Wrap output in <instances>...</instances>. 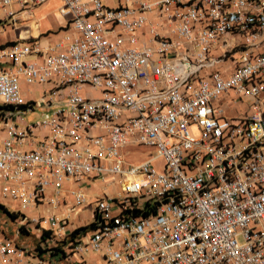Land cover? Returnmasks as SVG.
Instances as JSON below:
<instances>
[{"label":"built area","instance_id":"2783aa9c","mask_svg":"<svg viewBox=\"0 0 264 264\" xmlns=\"http://www.w3.org/2000/svg\"><path fill=\"white\" fill-rule=\"evenodd\" d=\"M47 1L0 0V30ZM60 2L54 41L0 45V198L50 238L0 264H264V0Z\"/></svg>","mask_w":264,"mask_h":264},{"label":"crops","instance_id":"0c3cea01","mask_svg":"<svg viewBox=\"0 0 264 264\" xmlns=\"http://www.w3.org/2000/svg\"><path fill=\"white\" fill-rule=\"evenodd\" d=\"M60 0H48L45 4L35 8L31 12H28L26 14H23L20 19L19 27L15 28L13 31L7 32L6 39L3 38L5 41L4 43L0 45L9 44L15 41H30L34 39H38L41 37H45L48 41H54L58 36L61 35V31L64 27V20L58 16L57 9L60 6ZM57 14V18H53L52 15ZM21 25V26H20ZM1 40V41H3ZM145 153L147 152H138L136 154H142L145 156ZM149 154V153H148ZM135 154H131L127 157V159L131 162H142L149 158L147 155L146 158H143L142 160L138 161H132L130 159L131 156ZM94 188L96 190L87 191V194L90 198H92L94 195H97L100 193V186L98 183H94ZM3 201L0 198V204H2ZM89 208H82L81 210H88ZM83 224V223H82ZM78 224V225H82ZM12 239L15 241V243L19 246H27L31 247L28 244H21L19 243L18 239L19 237L11 238L7 236L5 233L0 232V241H3L4 239ZM92 256V255H91ZM95 260L93 262H96L99 260L98 257L93 256ZM90 256L88 257V263H92L90 260Z\"/></svg>","mask_w":264,"mask_h":264},{"label":"rangeland","instance_id":"374dc122","mask_svg":"<svg viewBox=\"0 0 264 264\" xmlns=\"http://www.w3.org/2000/svg\"><path fill=\"white\" fill-rule=\"evenodd\" d=\"M53 18H57V14H53L52 15ZM21 26V25H20ZM19 27V25L17 26V28ZM15 28H10L7 27L4 30H0V44L4 43L5 41L3 40L6 39V35L7 32L9 31H13ZM14 32V31H13ZM3 40V41H1ZM31 88H27V96L30 98H37L40 95V91L41 89H43V87H37V86H30ZM25 88V87H24ZM84 94L92 97V98H96L98 97V93L91 91V90H84ZM243 108V106H239L237 107L238 111H241ZM38 118L37 114H28L27 116L24 117L25 121H28L29 123L35 122V120ZM147 155L150 157L153 155V152L151 151L149 154L145 153L144 155H140V154H135L133 156L130 157V159L132 161H138V160H142L143 158H146ZM156 164H159L158 161H155ZM95 184L98 183L100 186V192L103 189H107L108 193H115V189L113 185H107L104 183H101L99 181L94 182ZM94 183L92 184H81L80 186L84 189H86L87 191H92V190H96V188H94ZM74 187L73 184L68 183L67 184V188L70 190ZM100 194V193H99ZM67 203H71L72 199L70 197H68L66 199ZM2 205V204H1ZM12 212V211H9ZM38 212L42 213V214H46V211L44 208H40L38 210ZM30 214V213H28ZM30 216V215H29ZM90 214L88 210H79L78 214L76 216L71 215L69 217V220L71 223H75L72 228H81V227H85L87 226L86 224H88L90 222ZM83 223V224H82ZM77 224H82L81 227H78ZM85 224V225H84ZM21 227V222H20V218H17L15 221L11 220L8 218V216H6V214H4L1 210H0V232L5 233L7 236L14 238L15 237H19L18 241L21 244H28L31 247L34 246L37 242V236L34 233L33 230H31L30 228H27L26 230H24L23 232L20 230ZM18 233V234H17ZM92 263H94L93 261L95 260V258L93 256H90L89 259Z\"/></svg>","mask_w":264,"mask_h":264},{"label":"trees","instance_id":"16d2710c","mask_svg":"<svg viewBox=\"0 0 264 264\" xmlns=\"http://www.w3.org/2000/svg\"><path fill=\"white\" fill-rule=\"evenodd\" d=\"M8 107L5 106H0L1 110H6ZM0 210L8 216L9 219L15 221L17 219V215L13 212H9L7 208H5L3 205L0 204ZM95 225L90 224L89 226H86L84 228H81L80 230H90L94 229ZM20 230L23 232L24 228H20ZM78 232V231H76ZM76 234V233H75ZM73 236V235H72ZM49 234L47 232H44L39 238L37 237V242L34 246L30 247L36 255L40 256L41 259H46L43 255L44 250L41 248V244H48L49 242ZM69 241H63V242H55L54 245H56L52 250L53 252L51 253L52 256V264H66L67 257L65 255L64 248L68 244Z\"/></svg>","mask_w":264,"mask_h":264}]
</instances>
